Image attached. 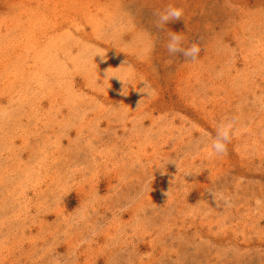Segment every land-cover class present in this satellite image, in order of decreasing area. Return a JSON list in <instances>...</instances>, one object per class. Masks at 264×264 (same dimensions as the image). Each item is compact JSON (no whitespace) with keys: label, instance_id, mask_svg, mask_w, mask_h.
<instances>
[{"label":"rangeland","instance_id":"1","mask_svg":"<svg viewBox=\"0 0 264 264\" xmlns=\"http://www.w3.org/2000/svg\"><path fill=\"white\" fill-rule=\"evenodd\" d=\"M0 264H264V0H0Z\"/></svg>","mask_w":264,"mask_h":264},{"label":"clouds","instance_id":"2","mask_svg":"<svg viewBox=\"0 0 264 264\" xmlns=\"http://www.w3.org/2000/svg\"><path fill=\"white\" fill-rule=\"evenodd\" d=\"M183 17V9L179 7H174L169 5L162 11L157 13V27L163 28L171 20H177ZM166 49L171 55H182L185 58H190L192 61H195L200 53V47L193 43L187 47L184 46V37L180 32L170 31L167 34V43ZM95 57L99 55L101 58L104 57V53L97 50L94 53ZM105 80L110 82V79L113 77H118L125 85H131L133 88H136L137 85H133L132 81L135 79L133 74H125L120 76L114 72H105ZM142 83V87L139 88V91L144 94V96L153 95V89L151 84L146 80H140L139 84ZM123 93L126 94L123 88ZM236 134L235 119H225L219 122L215 128V135L209 136L208 133H202V136L207 141V156L209 158L214 156H220L227 151V144L230 142L232 137ZM208 193L212 196L215 203L223 202L225 204L229 203V197L223 193L217 192L215 190H209Z\"/></svg>","mask_w":264,"mask_h":264}]
</instances>
